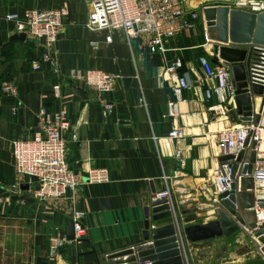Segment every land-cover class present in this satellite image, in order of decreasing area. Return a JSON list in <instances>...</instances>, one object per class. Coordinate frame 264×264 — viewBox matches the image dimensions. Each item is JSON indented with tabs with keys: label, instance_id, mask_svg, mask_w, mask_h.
<instances>
[{
	"label": "crops",
	"instance_id": "crops-1",
	"mask_svg": "<svg viewBox=\"0 0 264 264\" xmlns=\"http://www.w3.org/2000/svg\"><path fill=\"white\" fill-rule=\"evenodd\" d=\"M31 9L65 10L56 46L58 76L48 64L33 69L41 55L39 43L11 40L17 30L6 16H23ZM88 15L85 0H0V82L9 81L18 91L17 96L0 99V197L13 186L26 185L27 179L16 173L12 144L32 137L43 107L67 112L71 127L63 137L74 171L85 175L90 168L106 167L110 173L106 184L86 183L82 176L78 189L57 201L41 203L23 193L0 204V264H100L106 254L141 243L144 208L153 200L151 183L157 193L163 191V175L170 177L184 226L216 219L208 190L213 171L224 161L219 134L242 122L231 106L222 110L207 89L202 68L206 61L212 63L213 54L211 48L202 47L203 24L173 40L170 51L161 56L141 39L130 46L123 30L115 31L112 42H107L109 32L86 27ZM173 60L180 62L179 75H189L198 96L184 92L177 99L174 95L176 76L167 71ZM90 69L117 77L109 96L114 109L108 116L102 113V96L67 77L71 70ZM55 86H59L58 98ZM172 101H178L179 115L164 117ZM174 127L184 131L181 140L168 139ZM75 210L86 214L85 239L66 243L58 258H49V238L66 236V221ZM238 235L245 234L234 236ZM205 243L190 246L194 264H200L204 249L200 246ZM234 252L221 264L259 258L255 248L244 244Z\"/></svg>",
	"mask_w": 264,
	"mask_h": 264
},
{
	"label": "built area",
	"instance_id": "built-area-1",
	"mask_svg": "<svg viewBox=\"0 0 264 264\" xmlns=\"http://www.w3.org/2000/svg\"><path fill=\"white\" fill-rule=\"evenodd\" d=\"M89 4V15L86 27L92 31H107V42H112V35L117 30L125 32L128 44L131 46L136 39H141L153 53L165 56L176 38L184 32L194 30L198 23L205 28L202 47L212 50L210 35L207 32L202 12L187 8L186 0H85ZM217 6H228L235 9L248 10L254 13L264 12V0H218ZM64 9H31L23 16L8 15L6 21L15 24L17 33H25L28 39L37 40L41 48L40 59L33 64V69L39 71L43 64H48L54 76L60 74L56 63L57 44L63 29ZM136 28V29H135ZM259 52L257 61L251 68V83L262 82L264 86V45L255 46ZM222 63V62H221ZM180 62L173 60L167 64V71L176 76L173 80V92L177 99L184 92H194L195 87L189 77L179 75ZM207 89L217 98L220 108L228 110L234 104L235 86L231 79L229 66H215L206 61L202 68ZM70 80L92 88L102 96V113L108 116L114 109V102L109 96L113 94L117 77L109 72L90 70H71L67 76ZM17 87L9 82H0V99L4 96H17ZM55 97L60 96L59 86L54 87ZM261 98V120L258 124L241 123L223 130L219 134V146L224 161L217 166L212 174L211 189L208 190L213 206L221 202L220 194L229 191L232 183L233 166L238 155L248 149L247 140L255 142L257 162L252 174L242 173V178L254 180L256 224L264 222V210L259 207V201L264 200V95ZM143 101V100H142ZM179 115L178 101L168 103L164 117L176 118ZM65 108L52 112L46 107L41 108L36 128L30 139H18L12 144V155L16 173L27 179L28 190L19 186L11 187L7 195L0 197V204L10 203L16 194L30 193L32 198L41 203L64 199L75 192L85 176L89 183L106 184L110 181L109 169L106 167L90 168L85 175L70 168L68 161V145L63 132L70 129ZM184 131L173 128L168 133V139L181 140ZM157 139V138H155ZM240 168L248 164V158L238 163ZM166 187L158 193V198H167L172 205L175 198L170 190V177L163 175ZM262 193V194H260ZM86 214L75 210L71 214L74 222L75 241L80 244L85 236L83 220ZM68 243L66 236L50 237L48 240V257L60 256L61 248Z\"/></svg>",
	"mask_w": 264,
	"mask_h": 264
},
{
	"label": "water",
	"instance_id": "water-1",
	"mask_svg": "<svg viewBox=\"0 0 264 264\" xmlns=\"http://www.w3.org/2000/svg\"><path fill=\"white\" fill-rule=\"evenodd\" d=\"M202 14L208 34L213 36L211 62L219 66L222 61L229 66L236 89L230 109H234L242 123L258 124L262 107L257 110L256 98L264 95V86L260 81L251 83V68L259 56L255 46L264 45V12L207 6ZM11 40L38 43L37 40H29L25 33H16ZM247 146L248 149L238 155L233 166L231 189L220 194L215 220L184 226L176 201L171 205L167 198H158L151 183L153 200L144 208L143 241L106 254L99 259L100 264H138L137 260L139 264H194L190 246L220 238L229 239L238 232L248 236L259 253V258L241 264H264V222L257 226L255 221L254 180L242 178L239 182L242 173H253L257 162L255 142L249 138ZM244 158H248V164L240 168L238 163ZM83 181L89 182L87 178ZM21 188L28 190L29 187L23 185ZM259 207L264 210V200L259 201ZM66 240L75 241L71 219L66 221ZM122 258H126V262H117Z\"/></svg>",
	"mask_w": 264,
	"mask_h": 264
},
{
	"label": "rangeland",
	"instance_id": "rangeland-1",
	"mask_svg": "<svg viewBox=\"0 0 264 264\" xmlns=\"http://www.w3.org/2000/svg\"><path fill=\"white\" fill-rule=\"evenodd\" d=\"M188 2V7L192 10H196L198 12H202L203 9L207 6H217L218 0H186ZM262 194V193H261ZM236 235V234H235ZM234 236V235H233ZM221 239V238H220ZM220 239H215L210 242H206L200 247H204V249L199 253L200 264H221L228 262L232 255H234V251L237 246L242 244L248 245V248L253 250L254 245L248 238V236L238 235L229 238L227 241H223Z\"/></svg>",
	"mask_w": 264,
	"mask_h": 264
},
{
	"label": "bare ground",
	"instance_id": "bare-ground-1",
	"mask_svg": "<svg viewBox=\"0 0 264 264\" xmlns=\"http://www.w3.org/2000/svg\"><path fill=\"white\" fill-rule=\"evenodd\" d=\"M260 105H261V98L258 97V98H256V108H257V110H259ZM263 147H264V146H263ZM260 194H261V193H260Z\"/></svg>",
	"mask_w": 264,
	"mask_h": 264
},
{
	"label": "trees",
	"instance_id": "trees-1",
	"mask_svg": "<svg viewBox=\"0 0 264 264\" xmlns=\"http://www.w3.org/2000/svg\"><path fill=\"white\" fill-rule=\"evenodd\" d=\"M29 43H32V42H29ZM39 59H40V58H39ZM39 59H38V60H39ZM70 168H72V167L70 166Z\"/></svg>",
	"mask_w": 264,
	"mask_h": 264
}]
</instances>
